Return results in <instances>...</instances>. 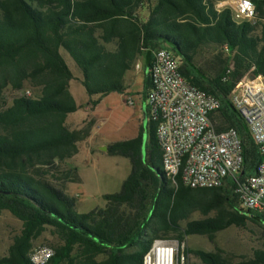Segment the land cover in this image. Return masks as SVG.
I'll return each instance as SVG.
<instances>
[{"label":"trees","instance_id":"1","mask_svg":"<svg viewBox=\"0 0 264 264\" xmlns=\"http://www.w3.org/2000/svg\"><path fill=\"white\" fill-rule=\"evenodd\" d=\"M222 1L0 0V99L7 86L39 89L37 97L18 96L0 111V212L8 211L22 225L0 264H30L33 242L47 228L59 241L50 264H142L157 239H213L247 221L264 233V212L241 210L230 181L214 189H191L179 179L173 186L162 173L153 122L135 138L107 146L106 154L126 159L130 172L119 192L103 196V208L78 212L76 198L64 193V185L52 184L35 169L74 157L78 142L89 135L66 124L67 115L79 107L69 91L73 74L61 50L79 69L95 108L102 97L126 91L125 76L139 56L146 53L152 61L158 49L167 48L180 59L181 75L220 101L211 121L218 131H237L242 172L254 174L262 156L228 96L248 72L264 78V0H251L256 18L240 23L232 20L229 8L215 9ZM144 5L148 15L139 18ZM147 70L144 102L151 87ZM30 169H35L32 174ZM70 173L65 182H78L76 169ZM193 213L205 218L188 221ZM193 253L201 264H264V250L239 263L215 253Z\"/></svg>","mask_w":264,"mask_h":264},{"label":"built area","instance_id":"2","mask_svg":"<svg viewBox=\"0 0 264 264\" xmlns=\"http://www.w3.org/2000/svg\"><path fill=\"white\" fill-rule=\"evenodd\" d=\"M221 4L230 8L232 20L237 23L256 18L251 0H226ZM180 65L174 53L161 48L147 70L151 87L144 102L146 118L157 125L155 137L162 153L164 177L175 187L179 179L191 189L219 188L230 181L241 210L264 212V78L250 75V71L228 96L262 156L254 174L244 175L243 148L237 131H218L211 121L220 101L191 85L181 75ZM128 104L134 106L135 102L129 100ZM54 255V249L43 245L33 248L28 260L30 264H50ZM142 264H189L185 241H153Z\"/></svg>","mask_w":264,"mask_h":264},{"label":"rangeland","instance_id":"3","mask_svg":"<svg viewBox=\"0 0 264 264\" xmlns=\"http://www.w3.org/2000/svg\"><path fill=\"white\" fill-rule=\"evenodd\" d=\"M222 2L215 4L217 11L229 8L222 5ZM137 14L139 18H146L148 6L141 7ZM110 48L113 46L111 45ZM60 53L73 74L69 91L79 107L76 112L67 115L66 124L71 129L87 130L89 135L78 142V153L74 157L65 158L61 161L56 160L52 165H38L35 169L38 172L44 171V178L52 184L58 187L63 184L66 195L83 203L82 207L77 204L78 212L82 213V210L103 208L105 206L103 196L119 192L123 181L130 172V164L126 159L106 154L107 146L133 139L138 135L140 128L146 130L147 126L149 127L150 123L145 116L142 100L147 68L144 65L138 69L136 63L139 59L143 63L148 54L143 53L139 56L132 70L126 74L124 83L127 89L124 93L112 92L102 97L98 105L93 108L89 105L90 97L81 84L79 69L64 50H61ZM205 57L209 60L211 54L208 53ZM21 95L34 98L39 95V89H33L28 84H25L22 91L13 90L9 86L5 87L1 93L0 111L10 107L13 100ZM96 98L98 97L92 99L96 100ZM129 100H133L135 105H129ZM214 122L217 124L221 122L218 113L214 116ZM144 130L141 134L143 150L147 142V134ZM73 168L76 169V177L79 181L65 182V177L74 175L70 173ZM34 170L30 169L29 173L32 174ZM204 218L198 213H193L188 221ZM21 229V222L13 215L8 211L0 212V259L7 256L14 238L20 234ZM165 238L177 239L175 235H169ZM183 240L186 243L187 251H190L188 253L189 264H201L193 253L195 251L219 254L231 263H239L249 259L253 251L264 250L262 228L249 221L244 227L232 226L218 232L213 239H209L207 236H190ZM58 244V239L53 236L51 229L47 228L33 242L32 249L46 245L55 250Z\"/></svg>","mask_w":264,"mask_h":264},{"label":"crops","instance_id":"4","mask_svg":"<svg viewBox=\"0 0 264 264\" xmlns=\"http://www.w3.org/2000/svg\"><path fill=\"white\" fill-rule=\"evenodd\" d=\"M152 58H153V56H152ZM65 60V59H64ZM151 62V60L149 59V57L147 56V57H145V59H144V61H143V63L141 62V59H139L136 63H137V66H139V68L141 69L142 67H144V65L146 66V68L148 67V64ZM141 63V64H140ZM138 68V69H139ZM145 75H146V73H145ZM73 97V96H72ZM74 99V98H73ZM143 108H144V113H145V104H144V101H143ZM145 116H146V114H145ZM79 181V180H78ZM77 204L80 206V207H82L81 205L83 204L82 202H78L77 201ZM91 210H93V208L92 209H90V210H87V211H83L82 210V213H87V212H89V211H91ZM81 213V212H80Z\"/></svg>","mask_w":264,"mask_h":264},{"label":"bare ground","instance_id":"5","mask_svg":"<svg viewBox=\"0 0 264 264\" xmlns=\"http://www.w3.org/2000/svg\"><path fill=\"white\" fill-rule=\"evenodd\" d=\"M250 75H252L251 72H250Z\"/></svg>","mask_w":264,"mask_h":264}]
</instances>
